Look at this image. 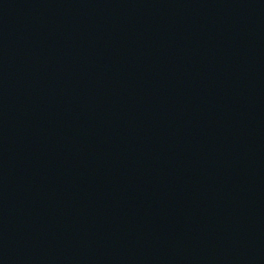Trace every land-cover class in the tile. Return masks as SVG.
<instances>
[{
	"label": "water",
	"instance_id": "1",
	"mask_svg": "<svg viewBox=\"0 0 264 264\" xmlns=\"http://www.w3.org/2000/svg\"><path fill=\"white\" fill-rule=\"evenodd\" d=\"M0 264H264V0H0Z\"/></svg>",
	"mask_w": 264,
	"mask_h": 264
}]
</instances>
